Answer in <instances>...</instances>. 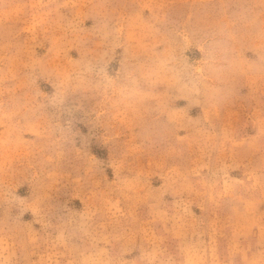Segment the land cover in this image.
Instances as JSON below:
<instances>
[{
    "label": "rangeland",
    "instance_id": "1",
    "mask_svg": "<svg viewBox=\"0 0 264 264\" xmlns=\"http://www.w3.org/2000/svg\"><path fill=\"white\" fill-rule=\"evenodd\" d=\"M0 264H264V0H0Z\"/></svg>",
    "mask_w": 264,
    "mask_h": 264
}]
</instances>
